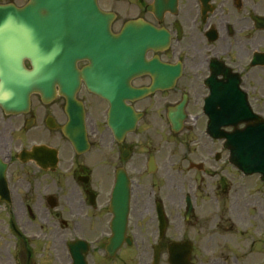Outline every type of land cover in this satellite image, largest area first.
<instances>
[{"label": "flooded vegetation", "instance_id": "1", "mask_svg": "<svg viewBox=\"0 0 264 264\" xmlns=\"http://www.w3.org/2000/svg\"><path fill=\"white\" fill-rule=\"evenodd\" d=\"M100 10L121 55L75 62L83 133L62 95L0 104V264H264V0Z\"/></svg>", "mask_w": 264, "mask_h": 264}, {"label": "water", "instance_id": "2", "mask_svg": "<svg viewBox=\"0 0 264 264\" xmlns=\"http://www.w3.org/2000/svg\"><path fill=\"white\" fill-rule=\"evenodd\" d=\"M111 21V15L99 12L96 0H30L21 9L0 6V54L31 59V78L41 76L51 96L60 78L72 80L78 56L95 52L96 46L115 53L119 40L110 35ZM4 65L13 68L14 63Z\"/></svg>", "mask_w": 264, "mask_h": 264}, {"label": "rangeland", "instance_id": "3", "mask_svg": "<svg viewBox=\"0 0 264 264\" xmlns=\"http://www.w3.org/2000/svg\"><path fill=\"white\" fill-rule=\"evenodd\" d=\"M98 1H99L100 6H106V7H108V6H110V7L120 6V0H98ZM187 176H188V174H186L185 172H182L181 174L177 175V181L179 179L180 182H185ZM203 178L205 181H208V182L214 181V179L210 180L209 178H207V176H204Z\"/></svg>", "mask_w": 264, "mask_h": 264}]
</instances>
